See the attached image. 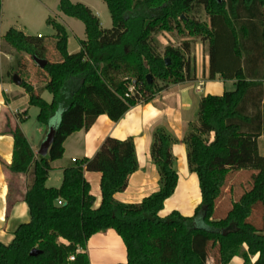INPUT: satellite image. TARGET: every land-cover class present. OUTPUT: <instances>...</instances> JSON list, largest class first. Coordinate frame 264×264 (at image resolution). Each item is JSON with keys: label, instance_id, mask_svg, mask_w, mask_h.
<instances>
[{"label": "trees", "instance_id": "trees-1", "mask_svg": "<svg viewBox=\"0 0 264 264\" xmlns=\"http://www.w3.org/2000/svg\"><path fill=\"white\" fill-rule=\"evenodd\" d=\"M101 1L110 16L109 28L101 26L88 6L58 1V10L84 27L74 55L66 54L65 28L47 18L62 56L43 67L49 79L40 91L51 95L49 102L20 80L28 103L38 109L39 123L47 125L63 110L45 156L35 157L18 125L10 128L12 157L5 167L12 174L31 173L24 194L30 218L18 225L9 244L0 242V264H90L87 241L107 229L117 233L126 249V261L118 264H205L212 252L215 264H228L234 256L243 264H264V157L259 149L264 131V0ZM201 11L205 21L194 16ZM174 31L206 45L209 79L234 81L232 90L200 99L197 124L183 138L188 169L197 176L201 196L194 213L158 214L178 182L171 152L176 139L164 127L153 130L150 144L159 188L139 203L114 198L137 169L130 137H106L91 158L75 159L63 169L60 186L47 187L50 162L62 157L69 135L88 129L100 114L118 121L137 103L149 102L165 87L157 81L191 78L187 39L179 47L159 50L156 35ZM0 38L19 55L36 54V45L20 30L9 28ZM16 64L22 65L20 57ZM85 171L101 174L97 208L92 207ZM236 173L247 174L246 180L237 182ZM226 188L233 198L227 207H218ZM32 249L38 253L30 255Z\"/></svg>", "mask_w": 264, "mask_h": 264}, {"label": "crops", "instance_id": "crops-1", "mask_svg": "<svg viewBox=\"0 0 264 264\" xmlns=\"http://www.w3.org/2000/svg\"><path fill=\"white\" fill-rule=\"evenodd\" d=\"M90 9L100 20L98 12ZM60 14H55V18H51V16L48 18L55 21L58 19V23L65 28L67 33L66 54L69 56L67 48L70 41L69 32L72 34V30L66 24L68 19ZM54 34L47 46L35 44L36 52L39 51L41 55H45V53L47 55L54 54L57 51L56 44L58 41ZM2 35L0 31V36ZM73 37L77 44L76 49L79 51V40L84 39L85 35L84 37L83 35L82 37ZM41 55L37 57L40 58ZM6 56L8 67L5 72L2 71L0 56V242L3 244H9L18 225L28 222L30 218L28 206L24 201V194L27 182L32 178L31 173L12 174L5 167L10 164L12 157L13 139L9 133L10 128L15 125L19 126L35 157H37L39 156L37 151L49 127L57 126L63 110L61 107L56 118L52 121L49 120L47 125L37 121L39 125L30 138L24 125L31 117L32 110L37 108L28 103V94L20 86V82H16L14 78L25 81L35 92H40V96L43 97L47 91H40V89L47 83L49 77L28 54H20L22 65L19 67L11 59V54H6ZM41 58L52 61L48 56ZM61 60L62 56L60 55L53 61ZM192 62L194 68H192L191 78L179 83L157 81L158 86L164 85L165 87L155 93L149 102L137 103L118 121H112L106 114H100L88 129H82L69 135L63 142L62 157L50 162L51 170L48 173L46 186H60L63 169L71 166L75 159L91 158L106 137L110 136L120 140L130 137L134 142L137 169L129 176L126 189L115 193L114 198L122 203H139L144 197L159 188V175L150 158V144L153 130L157 127H164L176 139L171 146V152L174 157L178 182L172 196L166 199L163 209L158 214L160 217H164L176 210L183 216H191L199 205L201 196L197 176L188 169L186 144L183 142V138L197 124L200 99L207 94L221 95L225 90H229L228 87H234L233 80H223L218 76L213 79L208 78L207 55L204 56L200 64L197 57ZM262 77L264 111V54ZM37 113L38 110L35 113V119ZM18 115L22 120L15 118ZM259 149L264 157V131L259 138ZM236 174L233 175L234 179ZM84 177L90 186V193L94 197L92 207L97 208L101 201L99 187L101 174L85 171ZM231 198L233 196L229 188H226L223 196L218 200L217 206L227 207ZM86 251L90 264H118L126 261L125 246L113 229H107L90 236L86 244ZM256 258L257 255L252 256L251 262H254ZM205 264H215L213 252L208 254ZM228 264H243V260L240 256H234Z\"/></svg>", "mask_w": 264, "mask_h": 264}, {"label": "rangeland", "instance_id": "rangeland-1", "mask_svg": "<svg viewBox=\"0 0 264 264\" xmlns=\"http://www.w3.org/2000/svg\"><path fill=\"white\" fill-rule=\"evenodd\" d=\"M71 2L82 3L89 8H92L98 12L100 17L101 25L104 28H109L111 26L110 16L105 4L101 0H70ZM58 0H1V15H0V31L4 34L9 28H14L21 30L28 37L30 41L38 45H46L50 43L52 35L55 33L52 26L46 23L48 16L55 18V14L61 13L62 17H66L69 28L72 30L70 34V41L68 44L67 52L70 55L76 54L78 51L76 49L77 44L74 41L73 36L84 37L83 25L81 21L75 18H70L59 12L57 8ZM199 21H205L207 19L205 13L201 11L199 14L194 15ZM65 19V18H64ZM59 22V20H56ZM156 39L159 43V50L162 51L163 47L166 45H171L173 47L181 46L184 39L189 41V52L187 57L194 61L197 57L199 64L204 59L206 55V50L204 43L201 42L199 38H189L187 36L179 35L174 32H160L156 35ZM6 54H11L14 62L20 57L19 54L12 49L3 38H0V56H1V67L2 71L7 70V56ZM41 55L40 52H36L35 56ZM48 56L51 60H56L60 56L58 51L54 54H42L41 57ZM40 57V58H41ZM9 59V58H8ZM13 80V77H12ZM234 87L230 86L227 89L232 90ZM45 101H50V94L46 92L42 97ZM38 109L32 110L31 117L27 120L24 128L27 134L32 138L35 133V128L39 125L35 119V113ZM51 117L50 121L56 118L58 112ZM16 119L20 120V116H16ZM237 182H244L247 178V174L241 173L236 175ZM240 193V188L237 187L236 194ZM264 233V231H263Z\"/></svg>", "mask_w": 264, "mask_h": 264}, {"label": "water", "instance_id": "water-1", "mask_svg": "<svg viewBox=\"0 0 264 264\" xmlns=\"http://www.w3.org/2000/svg\"><path fill=\"white\" fill-rule=\"evenodd\" d=\"M35 63L38 65V67L40 68H43L45 66V64L47 63V60L46 59H42V58H38L36 56L33 57ZM166 63H168V60L166 59ZM146 79L148 82L151 81V75H146ZM14 80L16 82H20L19 81V78L16 79L14 78ZM54 131H55V127H49L45 137H44V140L41 142L40 146H39V149L37 151V154L39 156H45L48 152V149L53 141V136H54ZM38 253V251L36 249H32L30 251V255H36Z\"/></svg>", "mask_w": 264, "mask_h": 264}, {"label": "built area", "instance_id": "built-area-1", "mask_svg": "<svg viewBox=\"0 0 264 264\" xmlns=\"http://www.w3.org/2000/svg\"><path fill=\"white\" fill-rule=\"evenodd\" d=\"M129 91H132V87L129 88ZM57 203L58 204H61V200H58ZM69 259L70 260H73V256H70Z\"/></svg>", "mask_w": 264, "mask_h": 264}]
</instances>
